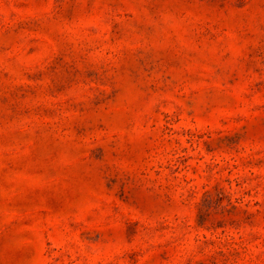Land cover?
Instances as JSON below:
<instances>
[{
  "label": "rangeland",
  "instance_id": "374dc122",
  "mask_svg": "<svg viewBox=\"0 0 264 264\" xmlns=\"http://www.w3.org/2000/svg\"><path fill=\"white\" fill-rule=\"evenodd\" d=\"M0 264H264V0H0Z\"/></svg>",
  "mask_w": 264,
  "mask_h": 264
}]
</instances>
